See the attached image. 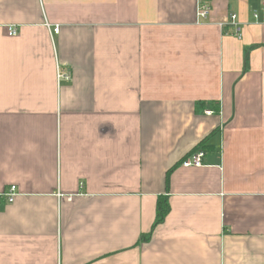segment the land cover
Returning a JSON list of instances; mask_svg holds the SVG:
<instances>
[{
	"label": "crops",
	"instance_id": "0c3cea01",
	"mask_svg": "<svg viewBox=\"0 0 264 264\" xmlns=\"http://www.w3.org/2000/svg\"><path fill=\"white\" fill-rule=\"evenodd\" d=\"M204 1L0 0V264H264V0Z\"/></svg>",
	"mask_w": 264,
	"mask_h": 264
},
{
	"label": "built area",
	"instance_id": "2783aa9c",
	"mask_svg": "<svg viewBox=\"0 0 264 264\" xmlns=\"http://www.w3.org/2000/svg\"><path fill=\"white\" fill-rule=\"evenodd\" d=\"M211 13V4L207 1L200 0V6H199V18L202 20L208 19ZM257 17V15H256ZM229 24L233 25L235 28V35L237 37L242 36V29L239 25V19L237 15H231L229 18ZM57 31V30H56ZM7 33L9 37H17L19 32L18 29L14 26L7 27ZM62 79H70L69 75H66L64 73H59V80ZM213 112H207V115H211ZM205 157V152L203 151H197L196 153L192 154L189 158H187L183 162V166L185 167H200L203 164V160ZM16 190L17 188L15 186H12L8 193H6V197L9 203H14L16 199Z\"/></svg>",
	"mask_w": 264,
	"mask_h": 264
},
{
	"label": "trees",
	"instance_id": "16d2710c",
	"mask_svg": "<svg viewBox=\"0 0 264 264\" xmlns=\"http://www.w3.org/2000/svg\"><path fill=\"white\" fill-rule=\"evenodd\" d=\"M205 141H207V140H205ZM205 141H204V143H202L201 147H203V145L205 144ZM194 153H196V152H194ZM194 153H192V154H194ZM189 157H187V158H189ZM186 159H183V161H181L178 165H176L172 170L169 171L168 177H167L168 184H169L170 176H171L172 172L178 166H180L181 164H183V162ZM169 213H170V204H169L168 199L166 197H160L158 199V203H157V216H156V222H155V224L153 226V229H155L158 225L162 224L166 220V217L169 215ZM149 237L150 236H148V237L143 236L142 240H146V238H149Z\"/></svg>",
	"mask_w": 264,
	"mask_h": 264
}]
</instances>
